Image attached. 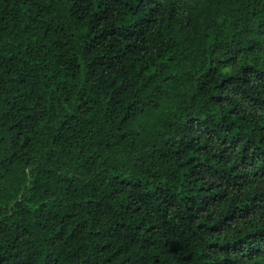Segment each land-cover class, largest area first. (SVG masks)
Masks as SVG:
<instances>
[{"label": "trees", "instance_id": "trees-1", "mask_svg": "<svg viewBox=\"0 0 264 264\" xmlns=\"http://www.w3.org/2000/svg\"><path fill=\"white\" fill-rule=\"evenodd\" d=\"M0 264H264V0H0Z\"/></svg>", "mask_w": 264, "mask_h": 264}]
</instances>
